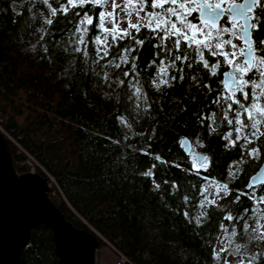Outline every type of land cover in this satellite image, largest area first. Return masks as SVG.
Instances as JSON below:
<instances>
[{
  "label": "trees",
  "instance_id": "trees-1",
  "mask_svg": "<svg viewBox=\"0 0 264 264\" xmlns=\"http://www.w3.org/2000/svg\"><path fill=\"white\" fill-rule=\"evenodd\" d=\"M50 3L59 6L56 0ZM101 10L91 4L72 10L81 15L89 11L94 17L86 37V57L74 51L84 47L75 42L77 18L68 22L58 15L49 26L44 23L49 9L42 0H0V127L13 141L16 171L33 169V174L46 179L49 198L65 219L77 229L94 231L126 264H225L227 251H232L228 238V250L219 260L213 258V248L221 249L222 224L229 233L236 229L233 240L243 245L245 256H256L254 264H264V239H252L255 234L243 231V221L224 219L252 207L247 196L233 201L239 192L252 191L246 189L248 179L264 164V135L253 138L247 148H242L243 140L230 147L224 139L229 132L235 139L234 126L223 119L226 103L212 101L229 69L222 63L212 76L195 60L191 68L178 63L185 69L184 80L171 69L170 76L177 75V80L157 90L152 80L160 59L171 63V57L164 55L171 41L161 50L159 40H152L147 29L142 30L149 37L143 46L128 39L112 45L109 37L108 57L94 62L92 41L101 34L95 30ZM256 36L264 38V32ZM129 47L137 49L132 53L137 58L135 75H123L131 71L130 64L104 67L109 60L118 62L119 54ZM205 58L210 65L223 60L207 53ZM136 80L146 103L133 96L131 85ZM213 113L215 124L208 119ZM198 115L204 119H197ZM228 115L233 118V113ZM260 130L264 132V124ZM184 137L192 143V152L209 157L207 171L193 169L194 157L179 147ZM254 147L261 150L259 158L247 154ZM149 170L152 176L143 175ZM209 180L228 184L231 194L217 205L201 208V189ZM201 212L207 215L197 226L195 217ZM245 219L255 224L251 212ZM99 237L97 249L104 246ZM20 264H58L50 230L42 226L32 230Z\"/></svg>",
  "mask_w": 264,
  "mask_h": 264
},
{
  "label": "snow or ice",
  "instance_id": "snow-or-ice-1",
  "mask_svg": "<svg viewBox=\"0 0 264 264\" xmlns=\"http://www.w3.org/2000/svg\"><path fill=\"white\" fill-rule=\"evenodd\" d=\"M43 4L49 9L48 17L44 23L52 26L54 18L63 15L68 22L73 18L75 23L76 44L74 51L83 52L88 56L86 37L94 26V17L89 11L73 12V9L85 8L88 4L104 10L99 11L95 21V30L100 35H94L93 43L96 45V60H105L109 52V37L112 45L118 41L128 39L137 46H143L149 37L142 35V30L147 29L152 33V40H159V48L164 50L166 42L171 41V45L164 51L165 56L171 57V63L165 59H160L159 67L152 80L154 87L160 90L162 86L171 87V81L177 80V75L170 76V70L175 69L179 80H184L183 67H177L179 64H186L188 68L193 67L191 61L195 60L202 64L212 76L217 75L221 64L227 66L228 71L223 73V88L212 103L219 104L221 101L226 103L223 119L228 125L234 126L235 139H231L233 132L227 133L224 139L228 141V146L235 147L238 142L243 140L242 148H247L253 143V138L259 140L264 132H261L260 125L264 124V38L255 36L254 33L264 31V0H56L58 7L53 6L50 0H42ZM111 4V11L106 10V6ZM119 9V11H117ZM71 13V15H70ZM127 24V27H120L121 24ZM107 25H111L108 27ZM227 37V38H226ZM43 39V37H41ZM239 40L240 45L234 43ZM182 45L184 47H182ZM156 47L155 44L152 45ZM231 49L229 51L228 49ZM190 51H187V50ZM137 49L129 47L124 49L118 56V62L109 60L104 67L120 68L121 65H131V71H125L123 75L128 77L135 75L137 71L136 57L132 56ZM194 53V55H193ZM206 53L211 57H222L215 63L209 64L205 58ZM155 56V54H154ZM130 57L131 60H130ZM154 63L150 61L149 66ZM104 79L108 80V74H104ZM196 77L193 76V80ZM158 81V82H157ZM124 84V81H119ZM134 88L133 96L137 101L144 100L143 90L139 86V80L131 85ZM204 87H209L205 84ZM248 89L251 91L249 92ZM139 107V104H137ZM233 113V118H229L228 113ZM197 119H204L197 116ZM215 124V113L211 117ZM216 129L213 128L212 131ZM259 148H251L247 154L253 158H259ZM159 160L160 157H157ZM208 156H198L193 163V169L199 173L201 170L207 171L210 166ZM239 163V161H238ZM239 172L230 171V176H235ZM145 176H152L151 170L143 173ZM261 174L254 175L249 184V192H239L233 202H239L242 196H247L252 201V207L244 208L243 215H226L224 219L229 222L243 221V231L255 234L252 239H264V194L258 195V192L264 193L260 185H264V178ZM167 183V181H165ZM155 187L159 189L160 185ZM172 187H176L175 184ZM209 189H213L209 198ZM223 194V195H221ZM231 194L229 185L220 183L216 180H209L208 186L201 189V195L204 197L200 201V207L211 206L216 203V198H224ZM187 199V197H185ZM251 212L256 217L255 224H249L245 216ZM187 213L185 216L187 217ZM207 215L201 212L195 217L197 226H200L202 218ZM223 231L227 234L228 246L232 251L240 256L239 264H254L256 256H245L242 252L243 245L235 243L238 233L235 228L229 233L227 227L221 225ZM222 248L217 251L213 248V258L219 260L221 252L227 251ZM227 264V261H225Z\"/></svg>",
  "mask_w": 264,
  "mask_h": 264
},
{
  "label": "water",
  "instance_id": "water-1",
  "mask_svg": "<svg viewBox=\"0 0 264 264\" xmlns=\"http://www.w3.org/2000/svg\"><path fill=\"white\" fill-rule=\"evenodd\" d=\"M179 147L195 160L197 155L203 156L192 152L188 138H182ZM257 173L264 178V164L249 177L247 185ZM49 192L46 179L16 171L11 142L0 129V264H20L32 230L39 226L51 231L58 264H95L99 236L72 226L52 203Z\"/></svg>",
  "mask_w": 264,
  "mask_h": 264
},
{
  "label": "rangeland",
  "instance_id": "rangeland-1",
  "mask_svg": "<svg viewBox=\"0 0 264 264\" xmlns=\"http://www.w3.org/2000/svg\"><path fill=\"white\" fill-rule=\"evenodd\" d=\"M117 2H122V0H117ZM106 10L111 11V4L106 6ZM117 11H119V9H117ZM120 27L126 28L127 24L126 23L121 24ZM234 43H236L237 45L241 44V42L239 40H234ZM228 50L231 51L230 48ZM0 129H1V127H0ZM2 132L4 133V131H2ZM4 134L11 142H13L6 133H4ZM34 165H36V164H34ZM33 172L34 171H32V169L29 171V173H32V174H33ZM212 191H213V189H209V191H208L209 192V198H212V195H211ZM49 194H50V192H49ZM220 200H221V198H216L215 205H217L220 202ZM100 239H101L104 246H102L98 249L96 248L97 250L95 253V257H96L95 258V264H120L121 257L119 256V254H117L116 251L113 249V247L110 246L108 243H106L103 238L100 237ZM219 245H220L221 249L226 248L227 235L225 233L221 234V236L219 238ZM250 255H251V253H250ZM226 259H227V262L230 264L231 263L232 264L233 263L239 264L240 256L235 254L232 251H227Z\"/></svg>",
  "mask_w": 264,
  "mask_h": 264
},
{
  "label": "built area",
  "instance_id": "built-area-1",
  "mask_svg": "<svg viewBox=\"0 0 264 264\" xmlns=\"http://www.w3.org/2000/svg\"><path fill=\"white\" fill-rule=\"evenodd\" d=\"M28 164L30 167L32 166V164H30V163H28ZM32 171H33V169H32ZM126 263H127V261L121 257L120 264H126Z\"/></svg>",
  "mask_w": 264,
  "mask_h": 264
},
{
  "label": "flooded vegetation",
  "instance_id": "flooded-vegetation-1",
  "mask_svg": "<svg viewBox=\"0 0 264 264\" xmlns=\"http://www.w3.org/2000/svg\"><path fill=\"white\" fill-rule=\"evenodd\" d=\"M262 32H264V31H262ZM256 36V33H254V37ZM222 58V57H221ZM228 71V70H227ZM226 72V71H225Z\"/></svg>",
  "mask_w": 264,
  "mask_h": 264
}]
</instances>
